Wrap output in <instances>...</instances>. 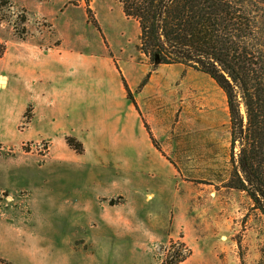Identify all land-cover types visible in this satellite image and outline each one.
I'll list each match as a JSON object with an SVG mask.
<instances>
[{"label": "rangeland", "instance_id": "1", "mask_svg": "<svg viewBox=\"0 0 264 264\" xmlns=\"http://www.w3.org/2000/svg\"><path fill=\"white\" fill-rule=\"evenodd\" d=\"M63 1L81 3L96 27L85 0H12L0 12V43L55 45L59 36L45 15ZM106 1L89 0L100 33L95 7L102 13ZM81 12L74 10L78 18ZM163 65L171 85L141 103L160 149L150 166L91 160L71 133L60 142L42 138L29 128L33 103L24 107L16 144L0 148V264H163L172 239L175 250L189 253L177 264H264V215L244 190L224 185L230 127L223 91L202 72Z\"/></svg>", "mask_w": 264, "mask_h": 264}, {"label": "crops", "instance_id": "2", "mask_svg": "<svg viewBox=\"0 0 264 264\" xmlns=\"http://www.w3.org/2000/svg\"><path fill=\"white\" fill-rule=\"evenodd\" d=\"M102 7V13L95 7L102 34L87 25L81 3L63 1L53 17L44 14L59 36L58 43L6 42L0 56V148L16 144L13 128L24 107L33 103L29 128L42 138L60 142L63 134L71 133L83 141L91 160L131 170L151 165L157 149L145 128L141 103L169 88V68L163 64L153 68L136 49L138 21L127 17L118 1L107 0ZM75 9L82 11L79 18ZM123 78L136 105L127 97Z\"/></svg>", "mask_w": 264, "mask_h": 264}, {"label": "trees", "instance_id": "3", "mask_svg": "<svg viewBox=\"0 0 264 264\" xmlns=\"http://www.w3.org/2000/svg\"><path fill=\"white\" fill-rule=\"evenodd\" d=\"M11 1L0 0V12L10 7ZM116 1L127 17L138 21L136 49L153 68L157 64H181L208 75L223 91L230 127L224 185L244 190L264 215V0ZM85 3L89 22L99 28L89 0ZM3 19L1 15L0 22ZM19 21L26 22V14H21ZM20 31L18 37L23 39L26 28ZM4 50L5 44L0 43V56ZM123 82L135 104L124 78ZM28 111L24 115L27 122ZM150 138L154 144L152 134ZM66 141L76 153L83 152L75 137L68 136ZM177 243L170 240L163 264L186 259L189 253L175 250Z\"/></svg>", "mask_w": 264, "mask_h": 264}]
</instances>
